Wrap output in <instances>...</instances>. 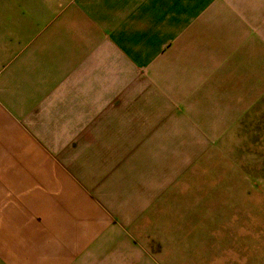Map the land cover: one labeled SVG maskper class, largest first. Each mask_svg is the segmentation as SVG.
<instances>
[{"label": "rangeland", "instance_id": "obj_1", "mask_svg": "<svg viewBox=\"0 0 264 264\" xmlns=\"http://www.w3.org/2000/svg\"><path fill=\"white\" fill-rule=\"evenodd\" d=\"M210 14L204 47L121 64L124 90L96 102L110 172L76 179L111 226L75 243L52 240L41 216L0 218V264H264V0H216ZM76 220L62 218L64 236Z\"/></svg>", "mask_w": 264, "mask_h": 264}, {"label": "crops", "instance_id": "obj_2", "mask_svg": "<svg viewBox=\"0 0 264 264\" xmlns=\"http://www.w3.org/2000/svg\"><path fill=\"white\" fill-rule=\"evenodd\" d=\"M215 4L0 0V206H6L0 218L23 224L41 216L55 226L52 240L75 243L91 241L111 226V218L76 179L90 178V185L91 178L101 180L110 172L109 147L105 141L95 144L89 126L96 102L104 107L112 90H124L121 64L155 65L166 46L181 56L182 49L204 47L198 45L200 31H207L205 19L213 16ZM111 50L122 62L111 59ZM80 128L90 137L78 140ZM98 196L110 206L119 197L103 190ZM70 216L77 218L71 237L63 235L68 229L61 223Z\"/></svg>", "mask_w": 264, "mask_h": 264}]
</instances>
